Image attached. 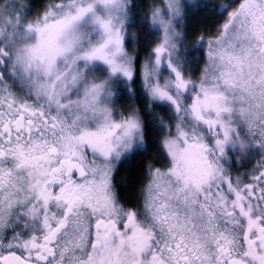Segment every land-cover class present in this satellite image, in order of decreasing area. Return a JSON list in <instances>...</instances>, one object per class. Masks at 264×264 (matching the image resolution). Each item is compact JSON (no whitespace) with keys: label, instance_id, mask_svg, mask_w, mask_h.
<instances>
[{"label":"snow or ice","instance_id":"obj_1","mask_svg":"<svg viewBox=\"0 0 264 264\" xmlns=\"http://www.w3.org/2000/svg\"><path fill=\"white\" fill-rule=\"evenodd\" d=\"M0 264H264V0H0Z\"/></svg>","mask_w":264,"mask_h":264}]
</instances>
